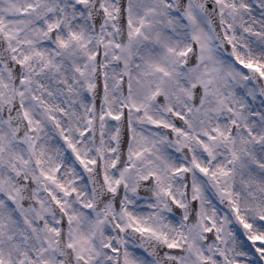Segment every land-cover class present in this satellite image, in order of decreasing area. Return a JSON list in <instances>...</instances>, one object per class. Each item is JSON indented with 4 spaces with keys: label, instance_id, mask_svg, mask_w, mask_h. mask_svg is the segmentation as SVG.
Wrapping results in <instances>:
<instances>
[{
    "label": "snow or ice",
    "instance_id": "snow-or-ice-1",
    "mask_svg": "<svg viewBox=\"0 0 264 264\" xmlns=\"http://www.w3.org/2000/svg\"><path fill=\"white\" fill-rule=\"evenodd\" d=\"M0 264H264V0H0Z\"/></svg>",
    "mask_w": 264,
    "mask_h": 264
}]
</instances>
